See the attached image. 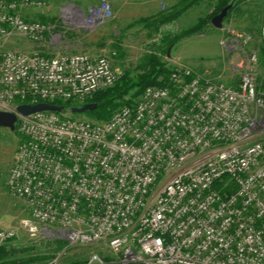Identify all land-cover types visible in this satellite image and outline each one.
Masks as SVG:
<instances>
[{
	"label": "built area",
	"instance_id": "obj_1",
	"mask_svg": "<svg viewBox=\"0 0 264 264\" xmlns=\"http://www.w3.org/2000/svg\"><path fill=\"white\" fill-rule=\"evenodd\" d=\"M50 13L48 0H0V111L83 103L118 81L109 57L59 51L61 29L94 30L113 18L111 3L66 5L55 22ZM15 36L38 50L5 48ZM253 43L236 31L220 42L242 56L235 86L177 66L107 121L18 115L8 188L29 210L25 229L66 241L61 254L106 252L77 264H264V72ZM16 235L0 228V246Z\"/></svg>",
	"mask_w": 264,
	"mask_h": 264
},
{
	"label": "rangeland",
	"instance_id": "obj_2",
	"mask_svg": "<svg viewBox=\"0 0 264 264\" xmlns=\"http://www.w3.org/2000/svg\"><path fill=\"white\" fill-rule=\"evenodd\" d=\"M238 1L240 11L226 17L222 29H216L210 22L202 31L172 46L168 44L170 38L194 27L200 19L211 14L214 10L212 3L203 2L174 22L165 25H158L153 21L149 25L136 22L128 25V21L121 22L114 13L113 18L94 30L64 27L61 30L65 38L59 51L70 54L87 53L92 57L107 56L119 72V79L127 73L131 79L136 80L145 72L147 58L153 55L169 68H192L201 76L232 85L231 82L239 81L240 73L231 70V62L242 56L228 55L221 47V40L233 31L243 32L254 38V43L249 48H257L261 42L258 37L259 29L264 24V0ZM58 7L56 4L51 5V13L59 15ZM36 11L31 14L35 15ZM43 17L40 13L33 16L37 19ZM10 41L9 44L18 43L14 48H20L24 43L17 36ZM259 69L264 72L262 55ZM74 116L81 120L98 121L87 113ZM19 143L20 138L16 131L0 127V228L14 229L17 234L14 240L6 245L16 249L28 248L33 256L48 257L31 264H77L87 260L92 253L105 256L106 252L100 247H74L67 249L66 254H61L66 247L58 249L57 240L60 239L43 236L42 231L37 236H32L25 229L23 221L30 219L29 210L8 188V173L15 160Z\"/></svg>",
	"mask_w": 264,
	"mask_h": 264
},
{
	"label": "trees",
	"instance_id": "obj_3",
	"mask_svg": "<svg viewBox=\"0 0 264 264\" xmlns=\"http://www.w3.org/2000/svg\"><path fill=\"white\" fill-rule=\"evenodd\" d=\"M209 2L213 4V12L206 16V18L200 19L198 23L181 33H178L173 38H170L168 44L170 46L176 44L178 41L189 37L202 31L203 27L211 22L214 16L221 13L223 9L230 6L228 16L229 17L235 11H238V0H181L171 10L162 13L158 17L141 19L137 23L149 25L153 21L158 25H165L172 23L180 18L191 8L203 3ZM42 21L46 22V18H42ZM155 20V21H154ZM263 65H264V49L262 50ZM147 67L145 72L138 76L136 80L130 78L129 74H124L113 87L97 92L93 97L87 99L83 103L75 101H55L52 104L64 107V113L69 112L73 107H81L87 103H96L98 108L94 111L87 112L98 121L109 120L114 112L125 104L133 102L147 87L149 86H165L169 81V77L172 73V68L167 67L166 64L161 63L156 56H149L147 58ZM129 100H126V98ZM21 103L20 100H17ZM29 102V101H27ZM16 134L22 141V136L18 132L16 126ZM58 249H64L67 246V242L63 240H57ZM48 259L47 256L38 255L33 256L28 248L16 249L9 245L0 246V264H31L33 261H42Z\"/></svg>",
	"mask_w": 264,
	"mask_h": 264
},
{
	"label": "crops",
	"instance_id": "obj_4",
	"mask_svg": "<svg viewBox=\"0 0 264 264\" xmlns=\"http://www.w3.org/2000/svg\"><path fill=\"white\" fill-rule=\"evenodd\" d=\"M50 2L51 5H58V9L60 11V9H62L64 6L66 5H75L78 8L82 9L85 12H88V10L96 5H98L102 0H48ZM111 3L114 13L116 14V17L119 18V20L122 21H128V25L130 23L133 22H138L141 19H148V18H156L159 15H161L164 12H167L169 10H171L173 7H175L181 0H107ZM194 8V7H193ZM193 8H191L188 11H191ZM34 10H28L26 11V16L28 18H32V19H37V18H33V16L37 15V14H42V12L40 11H36V14L33 15L31 14V12ZM240 11V6L238 9V12ZM237 12V13H238ZM51 17L53 19V22L58 21L57 16L58 15H54L53 13H50ZM60 25V24H59ZM264 26V24L262 25ZM259 29V33H258V37L260 40V31L261 28ZM61 29V28H59ZM18 38L23 40V44L20 46V48H14L16 46H18V43H11L9 44V42H11L10 40H14V38L9 39L8 41H6L5 43V48L7 49H13L14 50H19V51H23L26 53H30L33 52L34 50H38V45L33 44L32 42L23 39L19 36H17ZM66 43V41H65ZM261 49H264V43L260 42ZM23 47V48H22ZM230 55V54H228ZM238 55V54H236ZM235 55V57H236ZM231 70L234 71V68L231 65ZM222 80V78H221ZM229 82V80H228ZM231 86H235L237 84V82L232 83L231 82ZM85 261H81V263H84Z\"/></svg>",
	"mask_w": 264,
	"mask_h": 264
},
{
	"label": "water",
	"instance_id": "obj_5",
	"mask_svg": "<svg viewBox=\"0 0 264 264\" xmlns=\"http://www.w3.org/2000/svg\"><path fill=\"white\" fill-rule=\"evenodd\" d=\"M229 9L230 6L223 9L221 13L213 17V19L211 20V24L213 27H215L216 29L223 28L224 20L228 16ZM168 55L170 56V51ZM97 108H98V104L87 103L81 107H73L70 111L73 115H81L90 111H94ZM63 111H64V107L62 106H58L50 103H44V102L37 103L35 105L21 104L16 108L15 112L0 111V127L8 128L11 131L15 132L16 124L18 121V115L29 116L39 112L62 113Z\"/></svg>",
	"mask_w": 264,
	"mask_h": 264
}]
</instances>
